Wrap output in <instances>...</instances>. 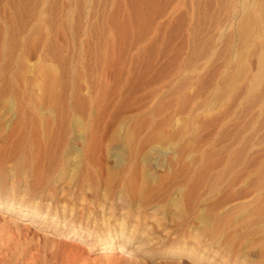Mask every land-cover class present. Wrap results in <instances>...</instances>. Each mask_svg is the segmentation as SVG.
<instances>
[{
    "label": "rangeland",
    "instance_id": "obj_1",
    "mask_svg": "<svg viewBox=\"0 0 264 264\" xmlns=\"http://www.w3.org/2000/svg\"><path fill=\"white\" fill-rule=\"evenodd\" d=\"M1 86L0 97L25 106L18 115L62 116L63 99L77 105L93 169L117 182L110 192L99 184L105 202L75 204L94 208L98 226L120 220L126 203L117 196L138 192L147 213L167 211L174 233L165 245L181 234L178 212L192 220L199 207L202 264H264V0H0ZM68 125L56 130L78 129ZM113 150L123 154L120 168ZM34 172L19 171L10 202L27 203L30 215L37 200L46 216L37 225L0 211V264H192L53 232L52 223L64 224L52 217L64 216L70 175L43 183ZM24 187L43 199L28 203ZM85 187L75 193L90 197Z\"/></svg>",
    "mask_w": 264,
    "mask_h": 264
},
{
    "label": "bare ground",
    "instance_id": "obj_2",
    "mask_svg": "<svg viewBox=\"0 0 264 264\" xmlns=\"http://www.w3.org/2000/svg\"><path fill=\"white\" fill-rule=\"evenodd\" d=\"M65 62H66V60H65ZM0 88H2V86ZM2 89L5 90L6 87H5V89L3 87ZM2 89H0V90H2ZM2 91H0V93H2ZM6 91H7V89H6ZM6 91H4V92H6ZM3 96L6 97V95H3ZM3 96H1V97H3ZM7 98L8 99H5V98L2 99L1 98L2 101L0 102V134H1L0 135V211L10 213V216L8 217V221H15L16 218L28 216L30 221L32 222V224L36 223L38 225L39 223H42L43 218L46 216V214L40 213L39 208H38V204H37L38 203L37 200H36L35 205H34L35 208L32 211V214H30V215L27 214L26 212H23V209L25 210V209L29 208L27 203L22 202L14 208L13 202H10V201H12V198L14 196L13 193H15V190H16L15 185L17 184V182H19V180L17 181L16 178L19 176L18 173L20 170H22V169L24 170L25 177H27V179H28L29 174L32 173V171L33 172L34 171L37 172V170L40 171L39 172L40 176L38 177V179L40 178V180H42L43 183H44V181L48 180L49 177L51 178V176L52 177L54 176L55 178L59 179V178H61L60 175L67 174V175H70V177H68V179L70 180V182L68 180L69 185H70V187L69 186L68 187L70 190L66 193V194H69V196L66 199L64 197V199L66 200V201L64 200L65 201L63 203L64 205L62 204L63 205L62 213H64V216L59 217V215H58L59 213L55 212V214L52 217L53 220L63 221L64 224H59L58 222L52 223L51 226L54 228L53 232L56 230H61V232H65V234L67 236H75V238L80 242H88L89 240H92L93 242H91L90 244L93 247L101 246L102 249H105L108 252H112V251H115L117 249L124 250V249H128V248H132L131 251H133V252L142 251L140 253L141 256H144L145 254L150 255L151 259H152V256L153 257L159 256L161 258H170V259L180 257L182 259H189L192 262V264H202V262H203V257H202V253H201V248L203 247V246L201 247L202 217L199 213L200 208L196 207L197 205H195L196 209H195V213H194L195 215L193 218L194 220L193 219L189 220L188 218H190V217L185 216L186 213H188L187 211L184 212V210L179 209L180 211L178 212V209L175 208L177 210V211L175 210V213L178 212L179 220L181 219L180 223H179V221H177V224L179 223L178 225L180 227L181 234H180V236H176V237H174L175 236L174 235L173 236L174 238L173 239L171 238L172 241L169 245H165L168 241V235L173 234L174 231L171 232V231H168V229H166L167 227L165 225V222L167 219L166 218V215H167L166 212L167 211L163 212L165 209H163V211H162V209H158L156 207L157 209H155V210L153 209L152 211H150L149 212L150 214L147 213L144 210L145 206L142 207L143 200L145 201V199H143L142 196H138L137 195L138 192H136L137 194H127L126 190L124 189L125 192H123V191L122 192L126 193V194H124V196H117V198H119L117 200H119L120 202L126 203V205L124 204L125 207L122 208V212L118 217V219H120V220L116 223L114 222L113 224H109V222H107L105 220L104 222H106V224L103 225L104 227L98 226V220L96 217L98 212L94 208L92 210V208H90L89 205H88V207H84L82 205L80 210L77 209L79 211H76L75 204H76V202H78V200H80L81 202H84L86 204H88V203L94 204V205L96 203L100 204V202L103 199L105 194H103V196L101 194V196H102V199L100 197L101 200H99V197L96 196L97 195L96 192L98 191L99 184H101V182H106L107 184L105 186L107 187L108 191L110 192L113 190V187H114L115 183H117V182L114 181V178L113 177L111 178L110 175L109 176L106 175V177L104 176V178H103L101 176L103 173L101 174V172H103L104 170L97 173L93 169V167H92L93 165H91V163H90V159H91L90 153L92 154L91 149H93V148H91L89 140H88L90 136L88 138H86V136H85L86 134L84 135L83 132L86 131L85 130L86 126L84 127L85 123L81 120V118H78L75 115H72V114H74L73 113L74 107L76 105L74 103V101H72L71 98L66 99L65 101L63 99L61 106L59 108H57V110L59 109V111L63 114V115L60 114L62 116H57V114L55 113V115H51V116L48 114L50 117H41V116L35 117L33 111H31V112L28 111V113H27V111L26 112L22 111V114L18 115L17 110H18V108H21L20 105L22 106V104L17 103L18 101L17 102L15 101L16 102L15 103L14 101L11 100L12 98L9 99L8 96H7ZM82 104H84V103H82ZM23 105H26V107L28 109L29 108L32 109V104L30 105L27 103V104H23ZM22 108H24V110H25V106H22ZM34 108H35V106H34ZM34 110L35 111H41L42 108L36 107ZM75 110H76V108H75ZM77 110H78V108H77ZM57 113H59V112L57 111ZM45 116H47V115H45ZM17 119H18V121L16 122L17 124L14 122L15 126L12 127L13 121L17 120ZM36 124L37 125L39 124L40 127H38V128L35 127ZM68 124H70V126H72L73 128L78 126V129L70 130L68 128V129L64 130L62 127L63 130H56V129H58V127L65 126ZM88 125H89V122H88ZM65 128H67V127H65ZM86 133H87V131H86ZM73 140H79L81 145L80 146L75 145L73 143ZM112 152H113V156L115 159L114 165L116 168H120V166L123 162V156H121L122 152L120 153V152H118V150H113ZM8 160H10V163H11V165L8 164V165H10L9 167L7 166V163H6ZM94 168L96 169V166ZM124 169H126V168H124ZM105 170H106V172H107V170L109 171V169H106V168H105ZM110 171H111V169H110ZM119 171H116V172L119 173ZM36 172H34V173L36 174ZM116 172H115V174H116ZM149 172H148V170L145 169V173L147 175H149ZM112 174H114V172ZM122 177H120V178H122ZM8 179H9V181L11 180V183H10V185H8L9 187H5L6 186L5 181H7ZM102 179H104V181ZM116 180H119V178H117ZM34 182H36V180ZM30 184H31V182H30ZM119 184H121V183L119 182ZM119 184H117V185H119ZM35 185H34V187H35ZM86 185L90 186L92 189V195L90 197L85 196V193H80V195L75 193L76 189L81 190L83 192L84 187ZM40 186H41V184H40ZM87 186L85 188H87ZM103 186H104V183H103ZM122 186H124V185H122ZM50 187L51 186L49 185V189L52 188V187L51 188ZM90 187H88V188H90ZM115 187H116V185H115ZM39 188L40 187H38V189ZM103 188H102V190H103ZM57 189H58V187H57ZM46 190H47V188H46ZM48 190H47V192H48ZM119 190H117V191H119ZM180 190H182V189H180ZM22 191L24 192L23 195L21 194L22 198L24 197L25 200L27 199L28 203H33L35 198H37L39 200L43 199L42 198L43 197L42 196L43 190L42 191L41 190L36 191V189L34 190V189L30 188L28 190L27 188H25V189H22ZM102 192L104 193V190ZM50 193L51 192H49L48 195H50ZM99 193H101V192H99ZM106 194H107V190H106ZM109 196H111V195H109ZM113 196H114V194H113ZM44 198H45V196H44ZM104 199H107V198L105 197ZM185 200H186V198H185ZM102 201L105 202V200H102ZM119 201H117V202H119ZM173 201H176V200H173ZM173 201L171 200V203H173ZM176 202H174V204L176 205L174 207H178L177 206L178 204ZM55 204H56V202H55ZM78 204H79V202H78ZM115 205H116V203H115ZM135 205H136V207H134ZM144 205H145V203H144ZM179 205L181 206V204H179ZM47 206L48 205H46V207ZM79 206H81V205H79ZM101 207H103V206H101ZM112 207L113 206H111L110 208H112ZM182 207H183V203H182ZM108 208H109V206H108ZM163 208H164V206H163ZM117 209H119V208H117ZM103 212H104V210L101 209L99 214L100 213L103 214ZM158 213L160 214V216H158ZM107 218H117V217H115V213L114 214L108 213ZM118 219H116V221ZM41 226L43 227L44 224H42ZM75 227H77V228H75ZM81 229H83V230H81ZM169 229H170V227H169ZM112 232H114L113 233L114 235L112 234ZM178 232H179V230H178ZM134 243H136V244H134ZM142 259L144 260V258H142ZM108 260H110V259H108ZM134 260L132 259V261L131 260H128V261H131V263H133ZM175 261L173 259L172 262H175ZM136 262L133 264H136ZM170 262L171 261H169V263ZM180 262H184V261H180ZM180 262H176V263L180 264ZM165 263H166V261H165ZM173 264H175V263H173Z\"/></svg>",
    "mask_w": 264,
    "mask_h": 264
}]
</instances>
